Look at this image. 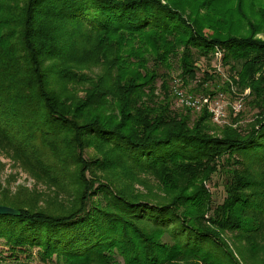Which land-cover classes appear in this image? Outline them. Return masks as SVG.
<instances>
[{"label": "trees", "instance_id": "16d2710c", "mask_svg": "<svg viewBox=\"0 0 264 264\" xmlns=\"http://www.w3.org/2000/svg\"><path fill=\"white\" fill-rule=\"evenodd\" d=\"M259 33L262 0H0V155L34 182L0 181V204L21 212L0 215V252L238 264L225 234L264 240ZM177 88L243 96L245 111L220 130Z\"/></svg>", "mask_w": 264, "mask_h": 264}, {"label": "rangeland", "instance_id": "374dc122", "mask_svg": "<svg viewBox=\"0 0 264 264\" xmlns=\"http://www.w3.org/2000/svg\"><path fill=\"white\" fill-rule=\"evenodd\" d=\"M264 2V0H262ZM258 40L264 41V34L259 33L257 36ZM225 73V70H223ZM177 71L175 75H177ZM249 90L246 91L245 94H248ZM235 94V93H234ZM245 96V95H244ZM241 97V96H240ZM238 96H233L230 92H218L216 94V99L219 100L220 104L224 107L225 111V119L222 124L215 123V125L218 129H225L226 125L230 126V121L235 115H237L239 112H235L234 105L237 100H239ZM243 97V96H242ZM179 104V103H178ZM180 105V104H179ZM241 111H245V106H243V109ZM240 111V112H241ZM245 121V120H244ZM239 123H243V121H240ZM238 124H234V126H237ZM0 162L5 163V167L3 170L0 168V181L6 182V179L9 177L8 175L15 174L16 182H12V189L15 190V187L19 184H24L27 186L33 185V180L28 177L27 174H25L20 168L15 167L13 165V162L7 159L6 157L0 155ZM208 186L210 190L212 191V204L214 206H218L224 202V199L226 197V192L224 188V178L223 176L218 173L215 174L212 181L208 183ZM224 238L229 243L230 252L234 259L237 261L238 264H262V261L264 260V240L259 243V246L257 245V242L254 243L252 241H242L238 240L237 236H232L231 233L225 234ZM235 242H236V248H235ZM237 246L240 248V253L238 251ZM6 247L4 245L0 244V251L4 250ZM5 250V252H0V264H9V263H16V262H33V264H64L63 262H60L57 260L56 257H54L52 260L48 262H44L40 259V256L38 255L39 248H35L32 253H18L16 256H11L12 253L10 251ZM263 259L262 261H260Z\"/></svg>", "mask_w": 264, "mask_h": 264}, {"label": "built area", "instance_id": "2783aa9c", "mask_svg": "<svg viewBox=\"0 0 264 264\" xmlns=\"http://www.w3.org/2000/svg\"><path fill=\"white\" fill-rule=\"evenodd\" d=\"M222 52L218 51L216 53V62H215V68H217L218 71L223 73L222 68ZM175 94L178 97V103L182 106L190 107L194 110L201 111L204 107L207 108L210 113L212 114V120L215 123L222 124L225 119V111L224 107L220 104L219 100L216 99V96L214 98L211 97H200L195 98L189 95H186L185 92L181 89H176ZM244 103L243 98L240 97L239 100L236 101L234 105L235 112H240L243 109Z\"/></svg>", "mask_w": 264, "mask_h": 264}, {"label": "water", "instance_id": "95a60500", "mask_svg": "<svg viewBox=\"0 0 264 264\" xmlns=\"http://www.w3.org/2000/svg\"><path fill=\"white\" fill-rule=\"evenodd\" d=\"M19 215L21 212L14 207L0 204V215Z\"/></svg>", "mask_w": 264, "mask_h": 264}]
</instances>
